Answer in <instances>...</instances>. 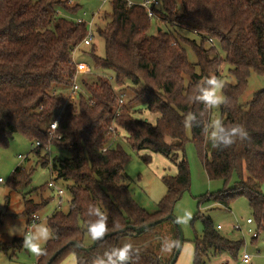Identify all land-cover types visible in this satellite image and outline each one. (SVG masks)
<instances>
[{"label": "trees", "instance_id": "16d2710c", "mask_svg": "<svg viewBox=\"0 0 264 264\" xmlns=\"http://www.w3.org/2000/svg\"><path fill=\"white\" fill-rule=\"evenodd\" d=\"M109 1V18L102 19L106 23L97 29L104 40V56L95 54L94 41L89 56L94 70L114 75L119 91H132V98L121 106L124 93L118 94L106 75L79 83L77 99L68 100L76 73L74 51L88 31L85 24L76 22L80 5L70 6L66 0H0V147H7L20 134L31 144L42 143L32 150L39 156L50 143L57 154L49 161L46 156L41 165L51 163L58 178L72 182L69 210H56L49 218L52 239L37 264H46L71 241L91 246L90 224L101 221L107 238L96 248L87 252L69 246L52 264L70 254L77 264H111L109 257L117 264L116 252L125 244L132 245L130 264H170L179 244L177 226L169 258L147 246L158 237L152 228L137 237L122 230L173 214L176 202L190 190V166L185 156L180 157L188 142V128L208 178L222 180L225 186L219 193L198 199L193 221L202 220L203 232L192 240V264H209L223 253L236 259L244 240L222 234L200 208L215 204L228 209L246 199L257 230L264 231V90L247 105L239 101L251 73L264 76V0H160V21L155 22L167 29L158 26L155 33L141 5ZM187 47L195 53L196 63L189 61ZM224 62L237 82L225 83L228 103L220 106L221 120L229 126L242 125L248 139H238L223 150L214 148L209 155L212 109L199 97L209 87L206 78L220 79ZM143 110L155 117L154 123L137 117ZM188 116L193 118L188 121ZM54 121L58 127L52 135ZM113 126L116 133L111 131ZM121 131L134 150L176 162L177 174L163 177L167 192L155 213L140 207L124 183L130 157L113 141V135ZM234 178L233 187H228ZM30 181L21 166L9 180L13 187ZM46 204L34 209L27 205L26 214L31 216ZM22 249L23 238L0 241V252Z\"/></svg>", "mask_w": 264, "mask_h": 264}, {"label": "rangeland", "instance_id": "374dc122", "mask_svg": "<svg viewBox=\"0 0 264 264\" xmlns=\"http://www.w3.org/2000/svg\"><path fill=\"white\" fill-rule=\"evenodd\" d=\"M143 2L144 0H136ZM81 6L80 15L87 21H94V50L95 54L103 57L105 53V44L103 38L98 34V27L105 25L106 19L111 13V2H104L103 0H77ZM99 16V17H98ZM158 26L163 30L167 29L166 25L161 22L152 21V33H155ZM185 34V33H184ZM192 39L198 40L196 35L187 34ZM92 47L82 46L76 53V62H83L91 69L90 73L83 74L78 78V82L82 85L84 81L91 82L96 80L98 76L108 77L109 81L115 87L118 94L124 95L125 103H127L133 96L130 89L125 88L119 91L115 77L111 72L103 70H94L92 68V61L89 56V51ZM188 59L191 63L197 62V57L190 47L186 48ZM221 58L225 59V53L220 50ZM220 79L225 83H236V78L230 73V66L224 62L220 69ZM264 90V76H260L252 72L248 78L247 89L240 97L239 101L243 105H247L254 97V95ZM83 93V90H82ZM224 95V92H223ZM70 99V95L68 100ZM71 100V99H70ZM73 101V100H72ZM212 114L209 121V132L211 131L210 122L214 119L221 120L220 106L211 108ZM142 111V110H141ZM142 120H149L155 122V117L143 110L137 115ZM208 132V136H209ZM188 142L185 150L180 154V157L185 156L191 173L190 190L186 191L181 199H179L173 209V216L179 224L184 233V243L182 250L178 257L176 264H192L193 261V244L192 240L195 235L201 236L203 232L202 220H194L198 212V199L207 194H216L225 188L222 180H210L204 170L203 164L199 158L197 149L192 142L190 129L187 130ZM207 136V138H208ZM114 145L120 144L124 151L130 157L129 162L125 166V181L129 186L130 192L136 203L146 209L149 213H155L158 209L159 202L164 198L167 192L163 177L175 176L177 174L176 162L167 159L166 157L151 153L149 151H136L127 141V135L121 131L113 135ZM49 145L47 144L46 147ZM34 146L23 135L16 134L10 140L7 147H0V178L4 180V184H0V241L11 242L14 238H23L27 233L28 222L34 215L40 218V222L36 224L31 233L39 230L42 226L48 227V220L56 210L67 212L69 210L72 194L70 191L71 181H67L57 177V174L51 171V163L47 167L41 164L46 159L48 161L51 155L55 156L57 153L51 148V151L42 150L40 155H36L32 149ZM207 150L210 155L214 149L211 141L207 140ZM184 153V154H183ZM60 155V154H59ZM19 156L26 157V159H19ZM148 158L149 161H145ZM23 167L31 176V181L28 184H21L17 187L9 182L13 171L17 167ZM53 183V187H49V183ZM235 178L228 184V187H233ZM62 189L64 194L61 198V206H58L60 197L58 190ZM264 193V185L262 186ZM47 204L39 209L35 214L29 216L26 214V206L34 209L41 203ZM205 217L210 218L215 225L224 227L221 233L233 240H244V246L241 248L236 259L230 258L223 253L211 258L209 264H219L223 260H228L233 264H245L241 262L242 256L248 254L251 261L248 264H264V231H258L255 223L247 226V219L252 218V213L246 199H239L234 202L230 208L226 209L219 205H203L200 208ZM190 213L191 218H188ZM185 221V222H182ZM240 225L241 230H234L235 225ZM49 228V227H48ZM252 229L254 233H249ZM152 234H157L155 238L157 243L150 244L151 248L157 250L158 255L163 258H169L173 255V248L175 246L174 237L176 230V223L170 220L164 221L155 227H152ZM47 241L40 240L41 247L45 250ZM170 248V251L166 250ZM34 255L28 249L16 252H0V264H37L41 257ZM59 264H77L75 255L70 254L65 257Z\"/></svg>", "mask_w": 264, "mask_h": 264}, {"label": "clouds", "instance_id": "9594fccd", "mask_svg": "<svg viewBox=\"0 0 264 264\" xmlns=\"http://www.w3.org/2000/svg\"><path fill=\"white\" fill-rule=\"evenodd\" d=\"M204 82L209 86L203 89L202 96L199 97L205 107L216 108L221 105H226L228 103L227 97L223 95V89L226 84L223 80L219 79L217 76L212 75L204 80ZM193 117L188 116L186 119L190 121ZM190 126V125H189ZM53 127H58L57 123H53ZM211 131L209 132L208 139L211 141L212 146L218 150H223L231 147L239 139L241 141L248 139V132L240 124L225 125L220 119H214L210 122ZM188 218H191L190 213ZM185 222V221H182ZM102 226V229L98 231ZM106 227L101 221L98 223H92L89 227V232L93 239H99L105 234ZM52 237V232L47 226H42L39 230H35L32 233H26L23 235V246L28 249L34 255L40 256L45 253V250L41 247L39 241H47ZM132 249L131 244H125L123 247L119 248L116 252L117 260L120 262L127 261L129 257V252ZM170 251V248L166 249ZM111 264H116L109 257ZM98 264H103V262H98Z\"/></svg>", "mask_w": 264, "mask_h": 264}, {"label": "built area", "instance_id": "2783aa9c", "mask_svg": "<svg viewBox=\"0 0 264 264\" xmlns=\"http://www.w3.org/2000/svg\"><path fill=\"white\" fill-rule=\"evenodd\" d=\"M76 1L77 0H66L67 4L70 6L76 5ZM103 1L107 2L109 0H103ZM128 4H129V6L134 5L131 2H129ZM139 5H141L146 10L147 16L151 21H160V15L158 13V10L160 9V6H161L160 0H144L143 2H140ZM76 22L78 24H85L87 26L88 31H87V35L82 40L80 46L77 49H75V51H74V61H75L76 53L80 50V48L82 46L89 47L92 45V43L94 41V32H93L94 21L93 20L87 21V20H85V18L79 16L76 18ZM75 66H76V73L74 75V78H73L74 83H73V86H72L71 91H70V99L73 101H75L77 99L76 97L78 96L79 92L81 91V88H80V85L78 82V78L83 74H87V73L91 72L90 67L83 62H76ZM123 104H125V100H124V97L121 96L119 99V105L121 106ZM116 114H117L116 116H118L119 112H117ZM54 122L58 124V121H54ZM53 123L50 126V131H51L50 133L52 135L54 134L55 130L57 129V127H53ZM111 131L116 133V128L113 126L111 128ZM50 139H52V138H50ZM48 145L49 146L45 147V149L48 151H51L52 146L50 143H48ZM32 146H34L32 149V150H34V149L42 146V143L40 141H36L32 144ZM19 159L23 160V159H26V157L19 156ZM4 183H5L4 180L2 178H0V184H4ZM53 186H54L53 183L50 182L49 187H53ZM63 194H64V191L62 189H59L58 190V196L60 197V201L58 202L59 207L62 204L61 198H62ZM39 222H40V218L37 215H34L28 223L27 233H31L32 228L36 224H38ZM246 223L248 225H250V224H254V221L252 220V218H248ZM217 228L219 230H221L222 226L217 225ZM241 229H242V227L238 224L234 226V230H241ZM249 233H254V232L252 229H249ZM250 261H251V257L248 254H244L242 256V259H241L242 263L248 264V263H250ZM219 264H233V263H231L228 260H223Z\"/></svg>", "mask_w": 264, "mask_h": 264}, {"label": "water", "instance_id": "95a60500", "mask_svg": "<svg viewBox=\"0 0 264 264\" xmlns=\"http://www.w3.org/2000/svg\"><path fill=\"white\" fill-rule=\"evenodd\" d=\"M159 31H160V29H159ZM167 220H171V221L176 223V226H177V229H178V233H179V244H178V247H177V249L175 251V254H174V256H173V258H172V260L170 262V264H175L177 259H178V257H179V255H180V252L182 250V246H183V243H184V233H183V230L180 228L179 224L177 223L176 219L174 218L173 214H169L168 216H166V217H164L162 219H159V220L154 221L152 223L146 224L144 226H140V227L128 226L127 228H124L122 230V232L137 237V236L145 233L150 228L155 227L158 224H160V223H162L164 221H167ZM128 231H130L132 233H128ZM110 235H112V234H110ZM106 238H107V235H103V237H101L99 239H94L91 246H85V245L81 244L80 242L71 241L67 245H65L63 248H61L57 252H55L50 257V259L48 260V262L46 264H52L56 260V258L59 256V254L62 253V251L64 249H66L67 247H69V246H75V247H77L80 250L90 252L92 249L96 248V246L99 245L100 242H102Z\"/></svg>", "mask_w": 264, "mask_h": 264}, {"label": "crops", "instance_id": "0c3cea01", "mask_svg": "<svg viewBox=\"0 0 264 264\" xmlns=\"http://www.w3.org/2000/svg\"><path fill=\"white\" fill-rule=\"evenodd\" d=\"M128 2H131V3H133V4H139L140 2L139 1H136V0H128ZM76 4H78L77 3V1H76ZM79 5V4H78ZM99 17V16H98ZM160 29V28H159ZM250 225H253V224H250ZM250 225H248L247 224V226L248 227H250ZM224 229V227L222 226V229L221 230H223ZM154 243H157V240L155 241V238L154 239H152L150 242H149V244H154ZM178 260V259H177ZM177 262V261H176ZM117 264H130L128 261H124V262H119V263H117ZM176 264V263H175Z\"/></svg>", "mask_w": 264, "mask_h": 264}, {"label": "snow or ice", "instance_id": "6c2138e0", "mask_svg": "<svg viewBox=\"0 0 264 264\" xmlns=\"http://www.w3.org/2000/svg\"><path fill=\"white\" fill-rule=\"evenodd\" d=\"M101 229H102V226H101V228H100V229H98V231H99V230H101Z\"/></svg>", "mask_w": 264, "mask_h": 264}]
</instances>
